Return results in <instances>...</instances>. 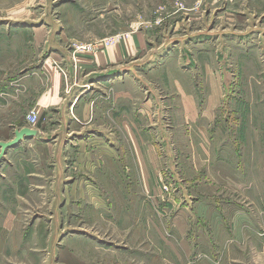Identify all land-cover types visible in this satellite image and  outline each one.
Segmentation results:
<instances>
[{"label":"rangeland","instance_id":"obj_1","mask_svg":"<svg viewBox=\"0 0 264 264\" xmlns=\"http://www.w3.org/2000/svg\"><path fill=\"white\" fill-rule=\"evenodd\" d=\"M138 30L147 55L115 71L118 144H127L116 165L66 178L61 155L58 171L48 158V135L0 158V194L18 177L33 189L16 228L0 224V264H264V0H0L1 141L37 110L24 76L51 56H93ZM175 80L200 83L201 105L217 92L214 113L180 128ZM147 95L157 106L149 115ZM100 109L103 129L108 105ZM124 113L133 140L157 147L149 176Z\"/></svg>","mask_w":264,"mask_h":264},{"label":"crops","instance_id":"obj_2","mask_svg":"<svg viewBox=\"0 0 264 264\" xmlns=\"http://www.w3.org/2000/svg\"><path fill=\"white\" fill-rule=\"evenodd\" d=\"M35 33L43 38L47 31L43 26L37 28ZM122 37L109 46L100 44L98 52L93 56L81 54L75 58L72 57V59L69 52L62 55L60 53V57L51 56L50 60L42 64L38 70L22 78L23 82L29 85L31 96L29 105L35 106L42 118L41 127L40 124L33 127L38 130V135L35 137L45 140L44 135L51 136L46 140L44 148L47 150L50 160L55 156L53 158L56 163L53 164L55 171H58V159L61 155V175L66 178L67 176H103V168L105 169L107 165H116L119 159V150L126 148L127 144H118L116 115L118 114L119 96L116 86L118 75L115 71L118 66L129 60L131 62L138 60L139 56H146L149 39L144 30L133 31ZM159 58L155 61L162 60ZM155 61H152V64H155ZM158 67L159 65L155 68ZM184 84L175 80L177 95L176 97L171 96H173L172 99L175 97L173 100L176 101L177 112L174 111V113L178 119L179 127L188 125L186 128L188 129L199 118L207 119L211 112L214 113L220 95L212 91L207 97V103L201 105L200 101H203L199 96L201 84L196 80H190ZM153 100L151 96L147 95L141 111L148 115L151 111L155 113L157 106H153ZM102 101L108 105L107 111L109 112V116L106 117L109 120L105 118L108 126L103 129L96 124L97 119L103 115L100 109ZM104 107L107 108L106 105ZM124 118L122 128L131 140L129 146L140 151L136 152V163L141 174L149 176L151 169L159 163L157 147L152 141L140 143L133 140L135 123L129 119L128 114L124 113ZM51 121H54V124L44 127L45 123L48 124ZM24 126L29 125L25 122ZM0 140L6 139L0 138ZM59 143L60 145L64 144V147L59 146ZM27 145H31L30 138L9 148L5 155L9 156L12 151L19 153ZM74 147L78 150V156L72 158L73 160L70 162L69 152ZM145 151L146 154L143 153ZM73 167H77L76 171ZM25 174L27 177H33L35 173L30 171ZM21 180L23 177L17 178L14 191L10 192L7 190L9 188H3L5 190L0 194L3 200L0 224L3 229L11 231L16 228V224L19 222L16 213L21 211L23 202L27 204L24 200L26 196L29 194L27 198L32 197L30 194L33 190L32 184L28 183L26 178L24 183ZM2 181L6 182V180ZM68 184L70 183H66V186ZM71 192L74 195L73 190ZM66 196H70V188L67 189Z\"/></svg>","mask_w":264,"mask_h":264},{"label":"water","instance_id":"obj_3","mask_svg":"<svg viewBox=\"0 0 264 264\" xmlns=\"http://www.w3.org/2000/svg\"><path fill=\"white\" fill-rule=\"evenodd\" d=\"M38 135V130L31 126H23L15 130V136L9 141L0 140V158H2L9 148L16 146L27 138H32Z\"/></svg>","mask_w":264,"mask_h":264},{"label":"built area","instance_id":"obj_4","mask_svg":"<svg viewBox=\"0 0 264 264\" xmlns=\"http://www.w3.org/2000/svg\"><path fill=\"white\" fill-rule=\"evenodd\" d=\"M80 49L85 50V51H92L93 47L92 45H82L80 46ZM27 118H28V125L31 127H34L38 125L39 120H40V115L36 109H33L30 111Z\"/></svg>","mask_w":264,"mask_h":264}]
</instances>
